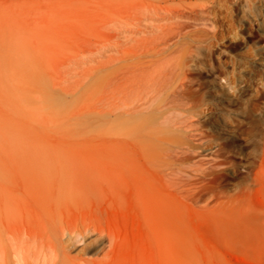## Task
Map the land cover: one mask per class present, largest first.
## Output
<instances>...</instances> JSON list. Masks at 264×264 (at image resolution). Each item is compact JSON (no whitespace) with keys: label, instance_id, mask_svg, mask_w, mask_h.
<instances>
[{"label":"rangeland","instance_id":"1","mask_svg":"<svg viewBox=\"0 0 264 264\" xmlns=\"http://www.w3.org/2000/svg\"><path fill=\"white\" fill-rule=\"evenodd\" d=\"M0 195L100 264H264V0H0Z\"/></svg>","mask_w":264,"mask_h":264},{"label":"bare ground","instance_id":"2","mask_svg":"<svg viewBox=\"0 0 264 264\" xmlns=\"http://www.w3.org/2000/svg\"><path fill=\"white\" fill-rule=\"evenodd\" d=\"M212 123L220 133L234 132V127L226 121L214 120ZM13 223L11 216L0 215V264H100L85 255L74 257L68 254L62 248L60 231L54 232L53 240L44 241L42 236Z\"/></svg>","mask_w":264,"mask_h":264}]
</instances>
